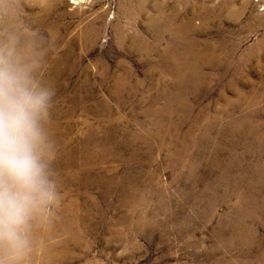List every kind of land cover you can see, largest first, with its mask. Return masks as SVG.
<instances>
[{
  "label": "rangeland",
  "instance_id": "1",
  "mask_svg": "<svg viewBox=\"0 0 264 264\" xmlns=\"http://www.w3.org/2000/svg\"><path fill=\"white\" fill-rule=\"evenodd\" d=\"M9 47L52 93L18 264H264V0H0Z\"/></svg>",
  "mask_w": 264,
  "mask_h": 264
},
{
  "label": "clouds",
  "instance_id": "2",
  "mask_svg": "<svg viewBox=\"0 0 264 264\" xmlns=\"http://www.w3.org/2000/svg\"><path fill=\"white\" fill-rule=\"evenodd\" d=\"M13 55L0 49V251L8 258L0 264H18L30 249L31 221L55 199L41 124L52 93Z\"/></svg>",
  "mask_w": 264,
  "mask_h": 264
},
{
  "label": "bare ground",
  "instance_id": "3",
  "mask_svg": "<svg viewBox=\"0 0 264 264\" xmlns=\"http://www.w3.org/2000/svg\"><path fill=\"white\" fill-rule=\"evenodd\" d=\"M31 239V238H30Z\"/></svg>",
  "mask_w": 264,
  "mask_h": 264
}]
</instances>
